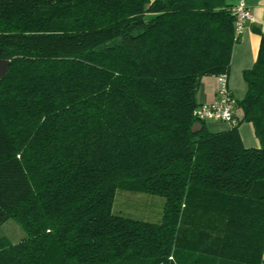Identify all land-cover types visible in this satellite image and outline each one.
<instances>
[{
	"label": "trees",
	"instance_id": "16d2710c",
	"mask_svg": "<svg viewBox=\"0 0 264 264\" xmlns=\"http://www.w3.org/2000/svg\"><path fill=\"white\" fill-rule=\"evenodd\" d=\"M229 0H0V264H264V33L227 128L192 131L228 73ZM250 121L259 146L238 126ZM163 198L159 220L113 211Z\"/></svg>",
	"mask_w": 264,
	"mask_h": 264
},
{
	"label": "crops",
	"instance_id": "0c3cea01",
	"mask_svg": "<svg viewBox=\"0 0 264 264\" xmlns=\"http://www.w3.org/2000/svg\"><path fill=\"white\" fill-rule=\"evenodd\" d=\"M229 2L235 3L236 0H229ZM246 4L251 10L253 18L245 22L243 30L233 45L229 71L227 73L228 85L236 102L243 97L246 89V83L242 78V71L250 67L257 56L261 35L255 28H259L264 33V0H246ZM216 87V75L202 76L196 92V100L200 103L212 100ZM235 92L238 93V98L235 97ZM236 115L237 117L241 116V109L237 105ZM227 127H229V124L220 127V129ZM238 130L246 146H259V140L254 133V128L250 121H243L238 126Z\"/></svg>",
	"mask_w": 264,
	"mask_h": 264
},
{
	"label": "rangeland",
	"instance_id": "374dc122",
	"mask_svg": "<svg viewBox=\"0 0 264 264\" xmlns=\"http://www.w3.org/2000/svg\"><path fill=\"white\" fill-rule=\"evenodd\" d=\"M235 97H239L237 92H235ZM205 123L211 129L228 124L225 121L217 120H206ZM162 203L163 198L157 195L117 190L112 209L135 218L157 221L161 214ZM23 236L24 230L15 220L9 218L0 223V237L15 242Z\"/></svg>",
	"mask_w": 264,
	"mask_h": 264
},
{
	"label": "built area",
	"instance_id": "2783aa9c",
	"mask_svg": "<svg viewBox=\"0 0 264 264\" xmlns=\"http://www.w3.org/2000/svg\"><path fill=\"white\" fill-rule=\"evenodd\" d=\"M234 16V35L238 37L243 30L245 22L253 18V14L246 4V0H236L231 8ZM217 77V87L214 98L210 101L199 103L193 110L197 121L217 120L235 124L236 101L229 88L226 73Z\"/></svg>",
	"mask_w": 264,
	"mask_h": 264
},
{
	"label": "water",
	"instance_id": "95a60500",
	"mask_svg": "<svg viewBox=\"0 0 264 264\" xmlns=\"http://www.w3.org/2000/svg\"><path fill=\"white\" fill-rule=\"evenodd\" d=\"M8 65H9L8 59L0 58V78H2L5 75ZM200 126H201V123L199 121H195L192 126V131L198 130Z\"/></svg>",
	"mask_w": 264,
	"mask_h": 264
}]
</instances>
